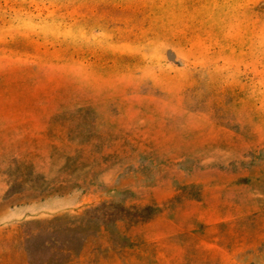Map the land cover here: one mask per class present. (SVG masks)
Here are the masks:
<instances>
[{"label": "rangeland", "instance_id": "1", "mask_svg": "<svg viewBox=\"0 0 264 264\" xmlns=\"http://www.w3.org/2000/svg\"><path fill=\"white\" fill-rule=\"evenodd\" d=\"M0 264H264V0H0Z\"/></svg>", "mask_w": 264, "mask_h": 264}, {"label": "trees", "instance_id": "2", "mask_svg": "<svg viewBox=\"0 0 264 264\" xmlns=\"http://www.w3.org/2000/svg\"><path fill=\"white\" fill-rule=\"evenodd\" d=\"M148 209V207H146L145 209H143V210H147ZM150 209V208H149ZM148 218H150V217H143L142 219H140V220H136V221H134V222H132V223H137V222H139V221H143V220H146V219H148ZM117 219H124V217H122V216H119V217H116V219L115 220H117ZM114 220V221H115Z\"/></svg>", "mask_w": 264, "mask_h": 264}]
</instances>
